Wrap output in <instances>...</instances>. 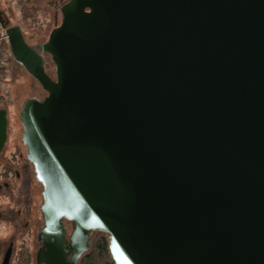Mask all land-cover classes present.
I'll return each instance as SVG.
<instances>
[{
  "label": "water",
  "instance_id": "1",
  "mask_svg": "<svg viewBox=\"0 0 264 264\" xmlns=\"http://www.w3.org/2000/svg\"><path fill=\"white\" fill-rule=\"evenodd\" d=\"M61 10L38 46L0 11L49 93L21 109L45 187L36 264H79L99 230L116 264H264V0ZM7 126L1 108L0 154Z\"/></svg>",
  "mask_w": 264,
  "mask_h": 264
},
{
  "label": "rangeland",
  "instance_id": "2",
  "mask_svg": "<svg viewBox=\"0 0 264 264\" xmlns=\"http://www.w3.org/2000/svg\"><path fill=\"white\" fill-rule=\"evenodd\" d=\"M67 1L69 0H0V11L6 12L12 25H19L22 28L27 42L37 46L39 43H46L52 30L61 24L63 18L61 7ZM3 29L0 23V35ZM44 57L46 71L55 79L57 77L56 65L52 61L51 55L45 54ZM46 96L48 93L41 84L15 59L11 58L8 73L0 78V108L5 107L8 110L12 146L15 141L22 138L24 132L21 109L25 101L30 97L43 100ZM35 188L36 207L31 220L30 238L32 239L37 231L36 222L41 218L39 205L42 202L41 196L38 194L40 187L36 186ZM0 203L5 209L10 208L9 205L7 206L9 203L7 198L0 199ZM8 226L9 228H7ZM5 234L23 235L21 227L16 230L6 218H3L0 222V238L3 239Z\"/></svg>",
  "mask_w": 264,
  "mask_h": 264
},
{
  "label": "flooded vegetation",
  "instance_id": "3",
  "mask_svg": "<svg viewBox=\"0 0 264 264\" xmlns=\"http://www.w3.org/2000/svg\"><path fill=\"white\" fill-rule=\"evenodd\" d=\"M1 19L5 22L9 20L10 26H13L6 12L1 13ZM40 44L42 43L38 45ZM45 54L47 53H43V55ZM36 186L40 187L38 194L42 199L39 205L41 218L38 221L39 223L36 222L37 231L32 239L30 238L32 233L31 220L36 207L34 200ZM44 188V184L37 177L36 164L28 156L23 134L22 138L15 141L12 146L8 121L7 140L0 154V199L7 198L9 202L7 206L9 205L10 208L5 209L3 204L0 203V222L3 218H6L16 230L21 227L23 235L5 234L3 239L0 238V264L37 263V252L44 245L43 242L38 240L39 231L45 227L42 210ZM63 222L68 224L70 221L65 218Z\"/></svg>",
  "mask_w": 264,
  "mask_h": 264
},
{
  "label": "trees",
  "instance_id": "4",
  "mask_svg": "<svg viewBox=\"0 0 264 264\" xmlns=\"http://www.w3.org/2000/svg\"><path fill=\"white\" fill-rule=\"evenodd\" d=\"M11 58L14 59L13 55L11 56ZM2 108H5V107H2ZM79 264H116L113 260V257L110 251V233L109 232L99 230V231H94L92 233L90 249L82 257Z\"/></svg>",
  "mask_w": 264,
  "mask_h": 264
},
{
  "label": "built area",
  "instance_id": "5",
  "mask_svg": "<svg viewBox=\"0 0 264 264\" xmlns=\"http://www.w3.org/2000/svg\"><path fill=\"white\" fill-rule=\"evenodd\" d=\"M11 56L8 35L6 29H3L0 35V78L8 73Z\"/></svg>",
  "mask_w": 264,
  "mask_h": 264
}]
</instances>
